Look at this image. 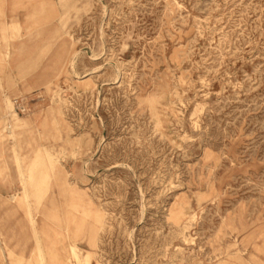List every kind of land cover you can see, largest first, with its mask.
I'll return each mask as SVG.
<instances>
[{"label": "rangeland", "instance_id": "rangeland-1", "mask_svg": "<svg viewBox=\"0 0 264 264\" xmlns=\"http://www.w3.org/2000/svg\"><path fill=\"white\" fill-rule=\"evenodd\" d=\"M0 23V264H264V0Z\"/></svg>", "mask_w": 264, "mask_h": 264}, {"label": "crops", "instance_id": "crops-1", "mask_svg": "<svg viewBox=\"0 0 264 264\" xmlns=\"http://www.w3.org/2000/svg\"><path fill=\"white\" fill-rule=\"evenodd\" d=\"M6 10H7V12H6ZM5 14H8V15L12 14L10 7L9 8H5ZM17 14H21V16L23 17V13L21 11H19V13H17ZM5 27H6L5 23H0V31L3 28V30H2L3 34L0 32V46L2 47V50H5L8 45L13 44L12 36H11L12 35L11 34V28L9 27L6 30ZM14 44H17L19 46L22 45L21 40L15 41Z\"/></svg>", "mask_w": 264, "mask_h": 264}, {"label": "built area", "instance_id": "built-area-1", "mask_svg": "<svg viewBox=\"0 0 264 264\" xmlns=\"http://www.w3.org/2000/svg\"><path fill=\"white\" fill-rule=\"evenodd\" d=\"M16 106H17V109L19 110V112H23L24 105H23V101L22 100H17L16 101Z\"/></svg>", "mask_w": 264, "mask_h": 264}, {"label": "bare ground", "instance_id": "bare-ground-1", "mask_svg": "<svg viewBox=\"0 0 264 264\" xmlns=\"http://www.w3.org/2000/svg\"><path fill=\"white\" fill-rule=\"evenodd\" d=\"M175 92V91H174Z\"/></svg>", "mask_w": 264, "mask_h": 264}]
</instances>
